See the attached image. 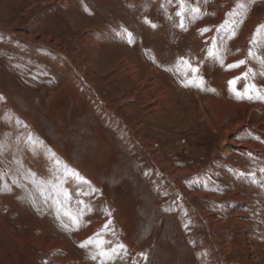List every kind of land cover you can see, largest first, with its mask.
<instances>
[{
    "label": "rangeland",
    "instance_id": "rangeland-1",
    "mask_svg": "<svg viewBox=\"0 0 264 264\" xmlns=\"http://www.w3.org/2000/svg\"><path fill=\"white\" fill-rule=\"evenodd\" d=\"M258 26L264 0H0V264H100L109 220L106 264H264V101L228 84L264 94Z\"/></svg>",
    "mask_w": 264,
    "mask_h": 264
},
{
    "label": "snow or ice",
    "instance_id": "snow-or-ice-1",
    "mask_svg": "<svg viewBox=\"0 0 264 264\" xmlns=\"http://www.w3.org/2000/svg\"><path fill=\"white\" fill-rule=\"evenodd\" d=\"M178 3L180 4L181 8L183 9L184 8V0H178ZM241 7H244V5H241ZM191 13L193 14L194 18H196L200 14V8L199 7H192ZM177 15H181V13L177 12ZM152 26L155 27V25H152ZM180 27L181 28L184 27L183 22L180 24ZM206 31H209V29H207V28L202 29L201 34L203 32H206ZM128 35H129V37L131 36L130 33ZM234 35H235V32L232 33V36H234ZM228 38L230 39L231 36ZM250 45L252 47L249 48L247 56H248V58H254L256 54L253 52V47L264 48V26H258L257 27V29L253 33V36L250 40ZM208 56L211 57L215 62H218L221 65L224 64L223 58L220 54V51L215 47V45L208 49ZM181 62H182V64H184L186 66L187 71L192 74L191 79L187 80V82L185 83L184 86L187 87L189 85H192V86L200 87L203 90V83L204 82H203V79L201 77H199V75H198L199 68L196 66H193L187 60H182ZM245 63H246V60H243V59L236 61L232 64L226 65L225 70H230L232 68L240 67L241 65H243ZM250 71L251 70L249 69L248 72L242 73L240 77H234L232 80L228 81L230 91L233 92V94L236 96L237 99H249V100L257 99V100L264 101V94H262L260 92V90L257 88V86L254 84H246L243 92H241L235 88L236 82L242 78L247 79ZM207 90L208 91H214V89H207ZM74 175L78 176V174H74ZM56 179L59 180V177H57ZM65 179H67V177H65ZM62 182L63 181H61V183ZM42 183L49 184V183H51V181H44ZM84 183H86V181ZM52 187H53V192L54 193L57 192V186L55 184H53ZM59 191H61L63 193L64 202H67V200L69 199L68 193L62 189ZM93 191H95V189H93ZM80 194L81 193H78V195H80ZM83 194L87 195L88 193H83ZM41 195L44 196L45 200H47L49 198H53V203L60 206V207H57V219H59L60 218V210H61V207L63 205H62V202L59 199L58 195L55 197L45 195L43 188H41ZM77 204L80 206H84V201H82V200L77 201ZM85 207L86 206L81 207L79 212H77V213H73L71 210H65L63 212V215L71 221L72 225L79 226L80 218L84 214ZM87 211H91V209L87 208ZM110 223H111V221L109 220L104 225V227L102 229H100L96 233H94L95 238L89 237L85 243H82L80 245V247H86V246L91 245L95 249V254H93L91 256V259L96 260L97 257H99L100 258V264H106L107 261L114 260V259L120 257L121 252H125V254H126V249H125V246L123 244H118V245H115L112 247H106V245H109L111 242L105 240L103 238V236L107 232ZM63 226L67 227V225H63ZM140 255L143 256L144 254H140ZM144 258L146 259V257H144Z\"/></svg>",
    "mask_w": 264,
    "mask_h": 264
},
{
    "label": "bare ground",
    "instance_id": "bare-ground-1",
    "mask_svg": "<svg viewBox=\"0 0 264 264\" xmlns=\"http://www.w3.org/2000/svg\"><path fill=\"white\" fill-rule=\"evenodd\" d=\"M224 141H226V143L230 144V145L234 144V142L231 140V137H229L228 135L224 136ZM237 220H239V219H237ZM234 221H236V220H234ZM236 222H238V221H236Z\"/></svg>",
    "mask_w": 264,
    "mask_h": 264
},
{
    "label": "crops",
    "instance_id": "crops-1",
    "mask_svg": "<svg viewBox=\"0 0 264 264\" xmlns=\"http://www.w3.org/2000/svg\"><path fill=\"white\" fill-rule=\"evenodd\" d=\"M239 12V10L238 11H236V13H238Z\"/></svg>",
    "mask_w": 264,
    "mask_h": 264
}]
</instances>
